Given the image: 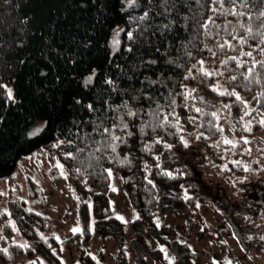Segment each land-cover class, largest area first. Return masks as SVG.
Instances as JSON below:
<instances>
[{
  "label": "trees",
  "instance_id": "trees-1",
  "mask_svg": "<svg viewBox=\"0 0 264 264\" xmlns=\"http://www.w3.org/2000/svg\"><path fill=\"white\" fill-rule=\"evenodd\" d=\"M261 12L264 0H0V176L34 149L53 155L78 196L83 234L91 198L93 233L117 238L119 264L122 224L110 215L107 168L117 166L137 227L158 210L189 220L196 188L176 154L193 149L206 181L230 199L259 190L232 220L262 254L264 145L249 141L264 135ZM224 121L233 144L222 142ZM28 194L0 211V264H61L47 218L33 208L43 197L32 183Z\"/></svg>",
  "mask_w": 264,
  "mask_h": 264
},
{
  "label": "rangeland",
  "instance_id": "rangeland-1",
  "mask_svg": "<svg viewBox=\"0 0 264 264\" xmlns=\"http://www.w3.org/2000/svg\"><path fill=\"white\" fill-rule=\"evenodd\" d=\"M257 60L256 55L253 56ZM222 142L233 144V136L227 121L222 122ZM185 143L190 141L183 135ZM227 141V142H226ZM251 146L264 145V135L250 139ZM177 162L190 174V183L196 188V207L188 220L175 210H158L152 224H133L137 213L123 187L122 177L116 165L107 168L110 215L122 224L121 236L125 259L119 264H264V252L255 254L242 242L238 225L232 220L234 213H244L248 204L259 201L261 194L249 186L243 193L234 190L236 198L230 199L224 189L206 181L198 163L201 155L189 149L176 154ZM55 168V173L51 172ZM58 176V178L55 177ZM32 183L44 200V207H33L47 218L46 234L53 235L59 243L61 264H86L89 257L97 264H117L118 240L112 234L100 236L93 233L94 215L91 198L87 201L89 235L85 237L79 216V199L69 185L66 172L58 160L42 149H34L24 155L10 174L0 176V211L8 212L16 199L28 201V185ZM89 197L94 188L85 189ZM73 229H76L74 232ZM25 244V239L16 236ZM21 258L16 264H25Z\"/></svg>",
  "mask_w": 264,
  "mask_h": 264
},
{
  "label": "snow or ice",
  "instance_id": "snow-or-ice-1",
  "mask_svg": "<svg viewBox=\"0 0 264 264\" xmlns=\"http://www.w3.org/2000/svg\"><path fill=\"white\" fill-rule=\"evenodd\" d=\"M214 3L217 2V0H213ZM220 2L222 3L223 0H220ZM241 3H247V0H241ZM235 15H241L240 13H233ZM261 16H264V12H261L260 13ZM147 16V13H145L144 17H141V19H144L145 17ZM211 20V18H209ZM204 27H207V23L204 25ZM131 35V34H130ZM227 43V42H226ZM224 45H221V47H223ZM244 55H250V53H245ZM201 64L203 63V61L200 62ZM233 79H235V77H233ZM221 95H223L224 93H220ZM232 95H234V93H230ZM237 99H240L238 96H237ZM196 111H199V109H196ZM134 115V113H132ZM166 119V118H165ZM261 123H264V121H261ZM107 131V130H106ZM227 142V141H226ZM73 231L75 232L76 229H73ZM262 239H264V237H262Z\"/></svg>",
  "mask_w": 264,
  "mask_h": 264
},
{
  "label": "water",
  "instance_id": "water-1",
  "mask_svg": "<svg viewBox=\"0 0 264 264\" xmlns=\"http://www.w3.org/2000/svg\"><path fill=\"white\" fill-rule=\"evenodd\" d=\"M241 4H245V3H241Z\"/></svg>",
  "mask_w": 264,
  "mask_h": 264
}]
</instances>
